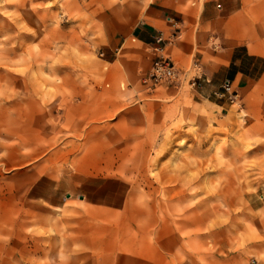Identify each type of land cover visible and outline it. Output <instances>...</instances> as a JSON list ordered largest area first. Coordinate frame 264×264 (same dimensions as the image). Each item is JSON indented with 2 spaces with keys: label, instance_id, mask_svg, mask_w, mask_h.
Masks as SVG:
<instances>
[{
  "label": "rangeland",
  "instance_id": "rangeland-1",
  "mask_svg": "<svg viewBox=\"0 0 264 264\" xmlns=\"http://www.w3.org/2000/svg\"><path fill=\"white\" fill-rule=\"evenodd\" d=\"M151 2L181 23L195 4L0 0V264H264V82L223 113L188 83L213 41L264 54V0L155 94L127 39Z\"/></svg>",
  "mask_w": 264,
  "mask_h": 264
},
{
  "label": "crops",
  "instance_id": "crops-1",
  "mask_svg": "<svg viewBox=\"0 0 264 264\" xmlns=\"http://www.w3.org/2000/svg\"><path fill=\"white\" fill-rule=\"evenodd\" d=\"M186 1L177 0L182 4H185ZM193 2L195 4L186 9L188 18L182 23L167 14L159 4L155 2L147 4L140 19L131 28L127 39H130L138 47H149L155 54L154 57L160 52L165 55L168 52L167 55L175 63L176 60L187 58L191 45L194 43L193 36H195L198 45L211 41L209 37L217 40L219 32L208 31L207 26H212L214 31H218L222 27V20L228 17L236 7L235 0H201L198 13L199 24L196 26V19L192 15L194 14L193 10L198 8L199 0H193ZM159 37H161L160 40ZM127 39L124 38L121 46ZM210 46L212 49H207L205 53L201 54V59L205 55L208 56L204 63L199 58L193 59L198 61L202 68L201 78L196 86L200 94L215 96L214 91L220 88L225 79L232 82L237 96L254 83L264 82V54L252 52L244 42L230 44L222 40L220 48H218L213 41ZM181 83L177 86H161L149 93L155 94L161 89L176 88ZM216 104L222 108V113L230 106L225 99H219Z\"/></svg>",
  "mask_w": 264,
  "mask_h": 264
},
{
  "label": "built area",
  "instance_id": "built-area-1",
  "mask_svg": "<svg viewBox=\"0 0 264 264\" xmlns=\"http://www.w3.org/2000/svg\"><path fill=\"white\" fill-rule=\"evenodd\" d=\"M168 19L171 20L170 17ZM160 39L161 37H159ZM99 55L104 57L105 52L100 51ZM191 70L194 72L188 77V83L197 86L202 74L200 63L193 61ZM187 74H189L188 70L179 67L169 55L160 52L153 58L149 68L140 77V82L145 90L152 92L161 86H177ZM214 94L216 98L225 99L230 104H233L237 98V91L229 79H225L220 88L214 91Z\"/></svg>",
  "mask_w": 264,
  "mask_h": 264
}]
</instances>
